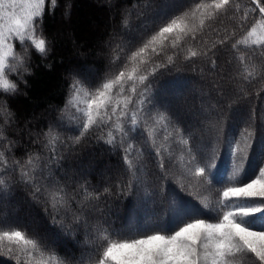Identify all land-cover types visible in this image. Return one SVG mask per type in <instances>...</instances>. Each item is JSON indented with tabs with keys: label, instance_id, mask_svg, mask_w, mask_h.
<instances>
[{
	"label": "trees",
	"instance_id": "1",
	"mask_svg": "<svg viewBox=\"0 0 264 264\" xmlns=\"http://www.w3.org/2000/svg\"><path fill=\"white\" fill-rule=\"evenodd\" d=\"M258 8L41 0L0 67V264H264Z\"/></svg>",
	"mask_w": 264,
	"mask_h": 264
},
{
	"label": "rangeland",
	"instance_id": "2",
	"mask_svg": "<svg viewBox=\"0 0 264 264\" xmlns=\"http://www.w3.org/2000/svg\"><path fill=\"white\" fill-rule=\"evenodd\" d=\"M40 1L41 0H0V67L3 63L4 56L9 51V45L6 42L7 38L9 36H13V37L20 36L21 37L23 35V32L25 31L28 23L30 22L31 16L34 15L35 12L38 10ZM86 73L87 75H91V76L94 75L92 69H88ZM224 78L225 79L223 78H217V79H220V80L223 79L224 82H227L233 79V77H230V76H227ZM189 84H191V82ZM186 94L187 95H184L185 98L186 97L187 98L188 97L189 98L190 97L199 98L200 96H202L201 94H196V93L188 92V91L186 92ZM183 98H181L180 100H184ZM167 103H169L170 105H173V109L179 105L178 101H173V100H170ZM80 107L83 113H85L86 109H84L82 105ZM199 110L201 111L200 113H202L200 115L196 114V115L191 116L190 115L191 112H189V110L188 111L185 110L180 117L183 119L186 118L190 126H197V127H200V129L209 128V124H207V122L204 119L205 118L204 114H207L208 116L212 115L215 112V108H213L212 106L211 107L205 106ZM95 112H98V110H95ZM246 114L247 113L245 110H241V111L239 110V115L234 120L235 123L237 122L239 123V121L243 120ZM28 124H31V123L29 122ZM180 158H181V163H183L184 159H182L181 156ZM96 166H98L97 162H92V164L88 165V167L82 166L81 167L82 170L78 172L77 177L82 182H84L86 181L88 176H91L93 175V173L97 172L99 176L107 180L110 174H112L113 169H115V165L113 164L112 165L104 164V165H101L100 169L95 170ZM65 172L72 174L71 169H68V171H65ZM69 200L70 201L73 200V197H70ZM23 205L27 207V204L25 202L23 203ZM80 214H78L77 216H81ZM13 215L14 214H12L10 210H8L7 213L0 216V223H4V222H7L13 219ZM28 221L30 222L29 224L32 225L33 227L38 226L41 228V225L40 226L38 225L37 219L34 215H31ZM45 233L47 234L46 231ZM43 236H46V235L44 234ZM57 239L58 238H55V240ZM84 256L85 255H83L82 257Z\"/></svg>",
	"mask_w": 264,
	"mask_h": 264
},
{
	"label": "water",
	"instance_id": "3",
	"mask_svg": "<svg viewBox=\"0 0 264 264\" xmlns=\"http://www.w3.org/2000/svg\"><path fill=\"white\" fill-rule=\"evenodd\" d=\"M255 6H257V4L255 3ZM259 10V12L261 13V15L262 16H264V11L263 10H261V9H258Z\"/></svg>",
	"mask_w": 264,
	"mask_h": 264
}]
</instances>
